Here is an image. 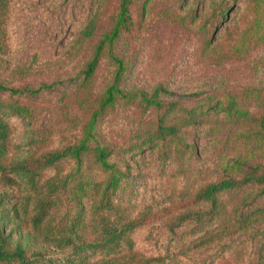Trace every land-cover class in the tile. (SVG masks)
<instances>
[{
  "label": "trees",
  "instance_id": "trees-1",
  "mask_svg": "<svg viewBox=\"0 0 264 264\" xmlns=\"http://www.w3.org/2000/svg\"><path fill=\"white\" fill-rule=\"evenodd\" d=\"M151 1L99 0L77 39L93 43L80 58L73 89L62 95L69 102L65 112L68 130L58 134L30 129L37 134L28 143L34 149L15 158L9 156L12 127L5 117L20 118L30 128L29 120L35 115L31 100L54 87L53 83L30 87L24 76L9 67L6 36L11 7L10 0H0V264H57L58 259L62 264H82L91 256L113 258L122 251L133 259L130 234L158 222L171 236L192 224L189 236L194 249L213 243L216 236L220 240L244 235V242L255 249L249 262L264 264V95L209 90L176 101L163 98L167 91L162 83L150 90L121 88L125 64L118 41L136 28L135 11H145ZM170 1L172 21L184 30L192 26L194 34H199L195 54L205 65L227 67L240 60L248 47L242 41L220 43L234 37L224 29L231 22V11H242L240 23L231 29L239 37L247 33L238 30L241 26L264 37V0H213L207 5V0L205 5L198 0ZM201 5L207 10L199 21ZM222 30L226 34L219 39ZM103 61L110 63L111 71L108 81L97 87L96 75ZM117 107L127 109L129 115L131 138L125 147L98 128L99 119ZM219 122L240 129L242 151L223 160L199 183L173 188L166 197L136 211L117 199L129 176L126 154L153 150L164 159H181L190 149L183 141V130ZM65 162L72 167L64 173L60 166ZM223 196L234 202L232 224L227 220L228 225L212 229L209 220L225 208ZM29 243L38 248L28 249ZM40 247L50 249L51 254ZM161 261L140 257L137 264Z\"/></svg>",
  "mask_w": 264,
  "mask_h": 264
},
{
  "label": "rangeland",
  "instance_id": "rangeland-1",
  "mask_svg": "<svg viewBox=\"0 0 264 264\" xmlns=\"http://www.w3.org/2000/svg\"><path fill=\"white\" fill-rule=\"evenodd\" d=\"M198 1L205 5L206 0ZM211 1L213 0H207L206 5ZM98 3L99 0H10L11 16L6 36V60L9 67L18 76H24V83L30 87H37L39 83H53L54 87L52 92L31 100L35 115L29 120L30 128L20 118L13 115L5 117L12 127L8 140L10 157L21 158L27 151L34 149V144L29 146L28 143L30 136L36 137L37 134L31 130L37 133L56 131L58 134L68 130L70 123L66 121L65 112L69 102L62 95L73 89L80 58L84 50L93 43L77 39L86 19ZM149 5L143 12L135 11L136 28L118 41L125 64L119 82L121 88L150 90L154 85L162 83L167 91L163 98L176 101L184 99L190 93L209 90L231 91L236 94L248 91L251 96L255 94L262 98L264 37L254 29L249 31L246 26L238 29L247 32L242 38L231 30L233 24L240 23L241 10L231 11V22L224 26L234 37L223 38L220 43L224 40L226 43L242 41L248 47L242 50L244 53L240 60H235L227 67L217 68L205 65L196 58L194 47L200 42L199 34H194L192 26L189 28L190 32L172 21L169 15L174 11L171 8L172 1L152 0ZM206 10L207 8L200 6L199 21L206 17ZM220 34L219 39L226 33L222 30ZM75 43L89 44L76 49ZM109 64L103 61L99 66L97 87L108 81L111 71ZM128 121L127 109L117 107L99 119L98 128L101 134L117 142L119 139L125 147L131 138L127 131ZM121 128V133L118 134V129ZM239 132V128L223 125L221 122L185 129L182 137L190 149L181 159H164L162 153L153 150L137 155L126 154L124 161L128 163L129 176L117 193V199L119 197L124 205L136 211L145 204H154L156 200L166 197L174 191L173 188L179 189L191 181L199 183L204 179L203 175H210L223 160L242 151ZM71 167V162L60 166L64 173ZM222 199L225 208L209 220V227L212 229L232 222L234 202L228 196H223ZM12 229L14 233L16 229ZM193 229L194 226L189 224L180 228L175 236H171L161 222L145 225L130 234L132 253H135L133 259L129 258L130 254L126 251H122L118 254L119 258L95 255L83 260L82 264H137L140 257L161 258L160 264H252L249 259L255 249L244 242V235L220 240L216 236L213 243L194 249L189 236ZM18 231L24 234V230ZM212 233L214 235L216 230ZM17 236L16 234L14 238ZM29 241L31 242L30 239ZM27 247L30 250L38 248L32 243ZM40 250L51 254L50 249L45 247H40ZM56 262L62 264L59 259Z\"/></svg>",
  "mask_w": 264,
  "mask_h": 264
}]
</instances>
